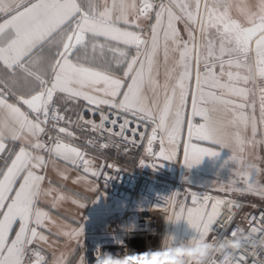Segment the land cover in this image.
Segmentation results:
<instances>
[{
	"label": "snow or ice",
	"instance_id": "6c2138e0",
	"mask_svg": "<svg viewBox=\"0 0 264 264\" xmlns=\"http://www.w3.org/2000/svg\"><path fill=\"white\" fill-rule=\"evenodd\" d=\"M69 101L81 109L76 119ZM73 129L105 137L103 149L139 137L153 167L182 160L191 168L217 156L214 146L229 148L234 179L218 191L264 200L256 154L264 146V0H0V264H73L75 249L46 256L55 221L41 202L84 204L75 193L53 197L47 169L63 161L64 179L69 165L82 170L73 182L90 191L89 177L111 178L74 143ZM179 197L167 198L165 212L203 235H223L217 225H231L242 207L196 192ZM244 219L240 235L259 229L264 239V210ZM61 234L80 247L82 227ZM237 261L264 264V255L241 252Z\"/></svg>",
	"mask_w": 264,
	"mask_h": 264
},
{
	"label": "built area",
	"instance_id": "2783aa9c",
	"mask_svg": "<svg viewBox=\"0 0 264 264\" xmlns=\"http://www.w3.org/2000/svg\"><path fill=\"white\" fill-rule=\"evenodd\" d=\"M84 115L86 118L95 119L99 122L98 115L92 116L91 113L86 111ZM77 130L83 133L86 140L90 138L97 140V147L88 146L86 150L87 152L89 149L95 150L105 159L100 168L103 169L105 175L111 178L106 179L103 175L98 177L102 188L110 196L126 203V208L121 213L125 218L123 226L114 231H107L93 239L85 253L86 264H96L97 253L105 252L129 257L136 255L139 264H164L161 257L164 253L167 255L165 248L172 243L171 238L168 236L172 219L170 218L171 214L165 212L166 201L175 193L180 194V199H183L190 192H196L201 196L208 194L224 199H234L242 205L240 208L233 209L235 216L231 225L227 223L217 225V228L225 230L223 235L218 234L216 231L211 232L217 241L225 238H236L240 234V227L245 228V230L248 228V221L244 217L248 214L258 216L264 210V206L252 205L248 201L234 198L231 195L219 194L210 189H199L191 186L181 175V160H175L174 166H178V170L169 176H163L159 172L145 171L141 169L139 164L124 162V157L134 159L139 157V160L143 156V158L152 159L146 155L145 145L139 143V137H137V145L120 141L117 138L114 143L110 142L107 149H103L98 145L108 142L105 137H99L91 131ZM156 167L160 168L159 166ZM117 169L119 170L117 171ZM80 171L82 172V170ZM162 171L169 174L166 169L163 170L162 168ZM222 211V219H227L229 206H224ZM130 217L134 219L132 223L129 221ZM235 227L237 229L234 235L227 234V231L230 233ZM252 234H254L255 240L258 241L259 229ZM252 251H260L264 255V250L258 248L249 247L246 252ZM140 253H154V255L149 260L147 256H139ZM222 259V255L215 254L213 264H220ZM124 264H128V261H125Z\"/></svg>",
	"mask_w": 264,
	"mask_h": 264
},
{
	"label": "crops",
	"instance_id": "0c3cea01",
	"mask_svg": "<svg viewBox=\"0 0 264 264\" xmlns=\"http://www.w3.org/2000/svg\"><path fill=\"white\" fill-rule=\"evenodd\" d=\"M163 76H161V80ZM83 104V102H81ZM68 107L70 111L67 113L72 119H76V114L81 109L79 106L73 105L72 102H68ZM76 131L79 139L74 141L75 144L81 147L88 148L86 144V137L82 132L77 129ZM218 151V155L215 157L205 156L199 164L193 165L189 168L184 164L181 170V175L183 179L191 186L199 189H214L215 185L221 182L229 183L230 180L234 179L235 169L237 165L233 162L230 157L232 152L229 148H222L220 146H214ZM264 149V146H263ZM264 151V150H263ZM88 154L90 158H94V163L96 166L100 167L104 164L105 159L95 150L89 149ZM256 154L260 156L261 148L256 149ZM139 157L136 159L132 157H124V162H130L132 164H139L141 169L148 172H159L164 173L163 170H167L173 162L172 160H163L159 162L157 167H153L151 163L152 159ZM133 160V161H132ZM141 160L145 163L141 164ZM182 162V160H181ZM65 164L63 161H57L56 167L51 165L47 169V177L51 180V187L57 191L53 192V197H57L59 194H77L78 198L81 199L84 206L79 207L74 204L71 199L64 200L56 204L53 207V198H45L41 202V206L48 210L51 214V218L55 223H50L48 228L50 232L46 233L49 235V244L43 245L46 256L51 260L53 254H59L62 251L69 249H75V255L70 257L75 264V259L77 256H83L85 261V253L88 249V245L93 241V239L107 231H114L117 228L123 226L125 221L124 216L121 214L126 208V203L119 199L110 196L101 186L98 178H91L92 183L96 186L93 191L89 188L91 185L84 182L74 183L73 181L78 177L84 175L83 172L72 169L68 166L67 179H64L59 173L64 171ZM156 170V171H154ZM45 188L50 185L45 182ZM220 194H225V192H218ZM133 217L129 218V221L133 222ZM76 227L83 228V235L80 239V247H77L75 241H68L61 232L65 229H71Z\"/></svg>",
	"mask_w": 264,
	"mask_h": 264
},
{
	"label": "clouds",
	"instance_id": "9594fccd",
	"mask_svg": "<svg viewBox=\"0 0 264 264\" xmlns=\"http://www.w3.org/2000/svg\"><path fill=\"white\" fill-rule=\"evenodd\" d=\"M251 247L253 249L264 250V239L255 240L254 234L238 235L236 238H225L223 240L206 241L204 239L198 242H189L180 245L179 248L175 246L166 247L171 256L176 260V264H185L187 254L192 253L190 259L193 264H204L205 260L210 255L219 254L223 259L220 264H238L237 257L241 252H246ZM184 253L183 256L176 255L177 251ZM139 256H147L150 260L154 253H140ZM139 264L137 256L129 257L127 255H117L112 252L99 253L96 264Z\"/></svg>",
	"mask_w": 264,
	"mask_h": 264
},
{
	"label": "rangeland",
	"instance_id": "374dc122",
	"mask_svg": "<svg viewBox=\"0 0 264 264\" xmlns=\"http://www.w3.org/2000/svg\"><path fill=\"white\" fill-rule=\"evenodd\" d=\"M259 148H261L260 157H264L263 146H260ZM261 166H264V164H262ZM177 170H178V166L175 167L174 162H173V164L169 168H167V171L169 172L168 175L174 174ZM226 184H228V183H226V182L218 183L215 185L214 189L212 188L211 190L214 191L215 193H218V192H220V191H218V189L222 185H226ZM227 195H231L234 198L248 201L252 205L264 206V200H261L257 196H253V195L241 196V195L235 194V193H227ZM168 236H169V238H171V242H172L170 245H168V247L175 246L177 248H179L180 245H184V244H187L189 242L195 243L201 239H204L206 241L217 240L216 237L211 232L207 235H203V234L198 233L188 223V221L186 219H180V220L172 219L171 227L169 229ZM176 255L183 256L184 253L178 250ZM191 255H192V253H190V252L187 254V257L185 258V264H193V261L190 259ZM214 256H215V254L210 255L208 257V259L205 260L204 264H213ZM161 258H162V261L164 262V264H176V260L171 256L169 251H167V255L164 253Z\"/></svg>",
	"mask_w": 264,
	"mask_h": 264
},
{
	"label": "trees",
	"instance_id": "16d2710c",
	"mask_svg": "<svg viewBox=\"0 0 264 264\" xmlns=\"http://www.w3.org/2000/svg\"><path fill=\"white\" fill-rule=\"evenodd\" d=\"M163 176H169L167 172L162 173Z\"/></svg>",
	"mask_w": 264,
	"mask_h": 264
},
{
	"label": "water",
	"instance_id": "95a60500",
	"mask_svg": "<svg viewBox=\"0 0 264 264\" xmlns=\"http://www.w3.org/2000/svg\"><path fill=\"white\" fill-rule=\"evenodd\" d=\"M184 167V163L182 162V168Z\"/></svg>",
	"mask_w": 264,
	"mask_h": 264
},
{
	"label": "bare ground",
	"instance_id": "6f19581e",
	"mask_svg": "<svg viewBox=\"0 0 264 264\" xmlns=\"http://www.w3.org/2000/svg\"><path fill=\"white\" fill-rule=\"evenodd\" d=\"M183 162V161H182ZM226 206V205H225ZM143 252V250H141ZM139 252H140V249H139Z\"/></svg>",
	"mask_w": 264,
	"mask_h": 264
}]
</instances>
